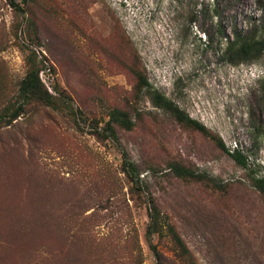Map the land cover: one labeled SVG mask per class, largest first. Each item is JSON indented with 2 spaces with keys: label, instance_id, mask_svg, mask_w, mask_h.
Listing matches in <instances>:
<instances>
[{
  "label": "rangeland",
  "instance_id": "374dc122",
  "mask_svg": "<svg viewBox=\"0 0 264 264\" xmlns=\"http://www.w3.org/2000/svg\"><path fill=\"white\" fill-rule=\"evenodd\" d=\"M18 6L0 0V264H264V198L251 180L264 175V55L229 64L202 34L215 40L217 22L244 29L264 0ZM30 49L54 107L31 102L10 119ZM150 90L208 134L153 104ZM114 108L133 123H111L116 139L103 129ZM175 164L212 182L178 176ZM149 198L162 224L146 236Z\"/></svg>",
  "mask_w": 264,
  "mask_h": 264
},
{
  "label": "trees",
  "instance_id": "16d2710c",
  "mask_svg": "<svg viewBox=\"0 0 264 264\" xmlns=\"http://www.w3.org/2000/svg\"><path fill=\"white\" fill-rule=\"evenodd\" d=\"M6 3L17 10H22L18 6V3H25L26 0H5ZM194 21V15L191 13L189 17V23ZM217 28L215 31V40L208 32H202L204 36V41L210 43L214 41L217 45V52L220 58L225 59L229 64L237 65L239 63L253 62L258 60L264 55V11L260 18H258L252 24H249L244 29L237 28L236 24L231 27V32L228 34L226 28L217 22ZM37 51L32 49L25 54V63L27 69L24 76L19 82L17 89L18 104L10 112V119L18 115L24 107L31 102H40L45 105L53 106L52 96L47 92V90L41 84L38 73L39 68ZM41 58H43L41 56ZM139 84L141 86H148L145 78L139 76ZM150 100L156 106L164 108L166 111L170 112L176 121L188 126L190 128L196 129L204 134H208L207 130L196 120L189 118L182 110L175 106L170 100L164 98L161 94L150 90L149 92ZM66 113V112H64ZM72 119H75L74 113H67ZM1 117V116H0ZM111 123H115L121 128L129 129L132 126V121L129 118L127 112L124 110L114 108L108 113V120L105 121L103 129L107 131V134L112 138L116 139L114 128ZM215 144L225 152L229 154L231 158L234 159L239 165H244L245 157H243L238 150L227 149L222 140L219 137H212ZM125 163V162H124ZM127 165V171L133 172L134 167L129 162L125 163ZM176 175L181 177H189L196 180H206L212 182V179L205 174H197L190 170H187L183 166L173 165L172 166ZM253 187L259 192V194L264 198V175H252L251 176ZM149 207L147 212L148 222L145 227L146 236H150L154 233H159L161 230V216L158 207L153 202L152 198H149ZM166 230L170 236L171 241L174 244L175 250L179 257H186L189 255V251L185 244L175 232L171 225H166ZM153 248V247H152Z\"/></svg>",
  "mask_w": 264,
  "mask_h": 264
}]
</instances>
